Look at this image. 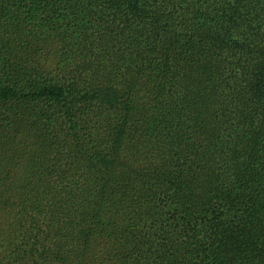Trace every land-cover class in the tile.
<instances>
[{
    "label": "trees",
    "instance_id": "obj_1",
    "mask_svg": "<svg viewBox=\"0 0 264 264\" xmlns=\"http://www.w3.org/2000/svg\"><path fill=\"white\" fill-rule=\"evenodd\" d=\"M0 264H264V0H0Z\"/></svg>",
    "mask_w": 264,
    "mask_h": 264
}]
</instances>
